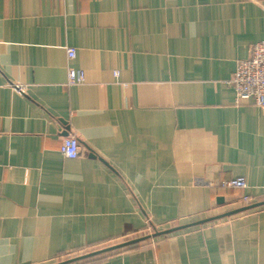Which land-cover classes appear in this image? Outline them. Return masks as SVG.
I'll list each match as a JSON object with an SVG mask.
<instances>
[{
	"label": "crops",
	"instance_id": "0c3cea01",
	"mask_svg": "<svg viewBox=\"0 0 264 264\" xmlns=\"http://www.w3.org/2000/svg\"><path fill=\"white\" fill-rule=\"evenodd\" d=\"M261 41L264 0H0V264L264 201V107L227 84ZM73 264H264V206Z\"/></svg>",
	"mask_w": 264,
	"mask_h": 264
},
{
	"label": "built area",
	"instance_id": "2783aa9c",
	"mask_svg": "<svg viewBox=\"0 0 264 264\" xmlns=\"http://www.w3.org/2000/svg\"><path fill=\"white\" fill-rule=\"evenodd\" d=\"M68 60L75 57V50L66 49ZM84 82V72L69 68L67 71V85H79ZM235 92L236 102L250 100L258 107H264V41L255 43L250 49L247 59L238 61L235 70L227 82ZM13 91L23 95L25 87L12 85ZM60 153L68 159H75L80 152V146L76 135L69 133L60 138ZM225 188L245 190L248 186L244 178L238 177L225 181L221 185ZM242 201L250 204L252 199L243 196Z\"/></svg>",
	"mask_w": 264,
	"mask_h": 264
},
{
	"label": "water",
	"instance_id": "95a60500",
	"mask_svg": "<svg viewBox=\"0 0 264 264\" xmlns=\"http://www.w3.org/2000/svg\"><path fill=\"white\" fill-rule=\"evenodd\" d=\"M216 201L217 202H221V199L218 198ZM262 206H264V201L254 202V203L248 204L246 206H242V207L227 211L225 213H222V214H219V215H216V216H212V217L201 219V220H198V221H195V222H191V223H188V224H184V225L168 228V229H165V230H162V231H155V232H153L151 234H148V235H145V236H142V237H138V238H135V239H132V240H129V241L117 244V245L106 247V248L98 250V251H93V252L86 253V254H83V255H80V256H76V257H73V258H70V259H67V260H64V261H60V262L55 263V264H73V263H76L78 261H82V260H85L87 258H91V257L97 256V255H100V254H104V253H108V252H111V251H114V250L126 248V247H129L131 245L143 242V241L151 239V238H155V237H159V236H163V235H168L170 233H173V232H176V231H180V230H184V229H188V228L195 227V226H200V225H203V224H206V223L213 222L215 220H219V219H222V218H225V217H230V216H233V215H236V214H239V213H243L245 211H249V210H252V209H256V208H259V207H262Z\"/></svg>",
	"mask_w": 264,
	"mask_h": 264
},
{
	"label": "rangeland",
	"instance_id": "374dc122",
	"mask_svg": "<svg viewBox=\"0 0 264 264\" xmlns=\"http://www.w3.org/2000/svg\"><path fill=\"white\" fill-rule=\"evenodd\" d=\"M252 201H253V199H252ZM251 204V203H250ZM175 225V224H174ZM173 226V225H172ZM171 226V227H172ZM151 230V231H150ZM149 231V233H147V234H150V233H152V232H155V231H162V230H165V229H160V228H154V230L153 229H150ZM142 236H145L144 234H142L141 235V237ZM115 245H117V244H115ZM113 246V245H112ZM99 250V249H98ZM90 251H92V250H90ZM90 251H87V252H82V253H76V254H71V255H66V256H63V257H60L59 259H57L56 260V262L57 261H62V260H67L68 258L70 259V257H74V256H80L81 254L83 255V254H86V253H90ZM93 252V251H92Z\"/></svg>",
	"mask_w": 264,
	"mask_h": 264
}]
</instances>
